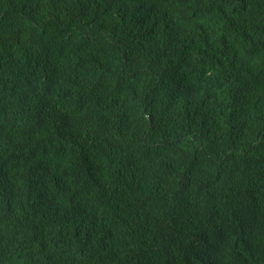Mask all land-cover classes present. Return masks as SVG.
I'll return each instance as SVG.
<instances>
[{"label": "trees", "instance_id": "1", "mask_svg": "<svg viewBox=\"0 0 264 264\" xmlns=\"http://www.w3.org/2000/svg\"><path fill=\"white\" fill-rule=\"evenodd\" d=\"M0 264H264V0H0Z\"/></svg>", "mask_w": 264, "mask_h": 264}]
</instances>
